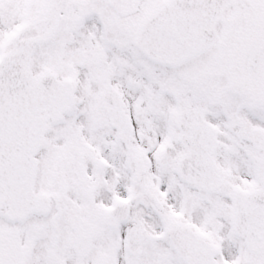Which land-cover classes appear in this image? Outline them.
<instances>
[{
    "label": "snow or ice",
    "instance_id": "snow-or-ice-1",
    "mask_svg": "<svg viewBox=\"0 0 264 264\" xmlns=\"http://www.w3.org/2000/svg\"><path fill=\"white\" fill-rule=\"evenodd\" d=\"M0 264H264V0H0Z\"/></svg>",
    "mask_w": 264,
    "mask_h": 264
}]
</instances>
